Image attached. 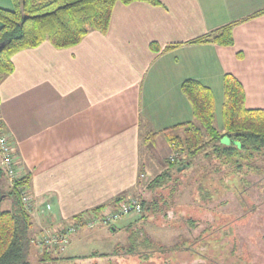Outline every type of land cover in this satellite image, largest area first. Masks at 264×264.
I'll return each mask as SVG.
<instances>
[{"label": "crops", "instance_id": "0c3cea01", "mask_svg": "<svg viewBox=\"0 0 264 264\" xmlns=\"http://www.w3.org/2000/svg\"><path fill=\"white\" fill-rule=\"evenodd\" d=\"M157 1L116 2L105 34L89 32L65 49L43 42L12 56L13 71L0 82V121L18 175L29 176L33 227L57 229L133 196L142 118L156 137L193 120L184 81L209 87L216 102L230 74L243 87L245 107L264 110V0ZM0 9L12 11V0H0ZM226 25L232 45L191 43ZM111 228L76 232L61 258ZM35 253L42 263L47 252L32 245L28 261Z\"/></svg>", "mask_w": 264, "mask_h": 264}, {"label": "rangeland", "instance_id": "374dc122", "mask_svg": "<svg viewBox=\"0 0 264 264\" xmlns=\"http://www.w3.org/2000/svg\"><path fill=\"white\" fill-rule=\"evenodd\" d=\"M221 102L222 98L215 102L218 126L221 125ZM145 125L142 118L143 176L139 177L133 196L154 203L155 208L120 219L115 232L85 238L79 250L68 249L63 258V254L51 255L56 259L40 263V254L35 253L28 263L264 264V158L245 161V167L239 171L234 166L220 165L214 155L201 153L190 159L189 168L176 173V168H170L173 155L166 136L181 135L183 130L157 133L159 136L155 135L152 142L153 137L149 135L156 131L150 133L144 129ZM164 173L167 175L164 184L151 190L150 182ZM0 196H6L0 210L12 211L18 196L4 175L0 177ZM141 214L145 217L141 218ZM129 221L134 225L127 229L124 226ZM208 223L213 227L209 228ZM95 228L99 229L81 230ZM208 228L210 233L205 235L204 230ZM131 232L139 243L130 240Z\"/></svg>", "mask_w": 264, "mask_h": 264}, {"label": "trees", "instance_id": "16d2710c", "mask_svg": "<svg viewBox=\"0 0 264 264\" xmlns=\"http://www.w3.org/2000/svg\"><path fill=\"white\" fill-rule=\"evenodd\" d=\"M135 1L159 5L157 0H12V11L0 9V82L12 73L11 58L17 52L35 48L43 42L50 43L55 49L70 48L77 45L89 32L105 34L114 4H130ZM231 27L232 25L223 26L191 43L230 46L233 42ZM181 92L191 107L193 120L165 130H183L181 135L166 136L173 155V162H169L170 168H176V173L189 168L190 159L201 153L206 156L214 155L220 165L234 166L239 171L245 167V161L264 158V110L245 107L243 87L234 76L226 74L223 77L220 126L215 121V100L209 87L196 80H186L181 85ZM0 127H4L1 121ZM142 172L141 168L139 177L143 176ZM3 175L7 178L0 164V177ZM166 177V173L159 174L148 187H153L151 190L161 187ZM19 186L29 189L28 175L11 184V189L17 196L16 188ZM4 197L6 196H0V204ZM138 201L141 213L143 209L148 211L150 207L155 208L154 203L143 198ZM165 205L168 206L167 201ZM104 208L105 206L99 207L91 212L100 214ZM140 217L145 215L141 214ZM133 225L130 222L126 228L130 229ZM208 225L209 228L213 227L211 223ZM111 227L116 229L114 225ZM31 228V215L24 210L19 197L12 211L0 210V264H29ZM209 228L204 230L205 235H209ZM132 233L128 236L130 240L140 241ZM41 260L54 258L43 253ZM235 263L237 262L233 264Z\"/></svg>", "mask_w": 264, "mask_h": 264}, {"label": "built area", "instance_id": "2783aa9c", "mask_svg": "<svg viewBox=\"0 0 264 264\" xmlns=\"http://www.w3.org/2000/svg\"><path fill=\"white\" fill-rule=\"evenodd\" d=\"M0 164L9 178L11 184H15L21 177L15 168L13 146L6 134L4 127H0ZM16 192L21 205L31 216L36 212L37 205L34 196L26 186H19ZM49 210V205H46ZM141 213V205L134 196L118 198L113 204L105 206L100 214L91 211L83 213L78 220L57 229L53 228H31V243L40 247L41 250L51 255H62L69 243L71 236L81 229L94 227H111L120 219Z\"/></svg>", "mask_w": 264, "mask_h": 264}, {"label": "water", "instance_id": "95a60500", "mask_svg": "<svg viewBox=\"0 0 264 264\" xmlns=\"http://www.w3.org/2000/svg\"><path fill=\"white\" fill-rule=\"evenodd\" d=\"M111 230H113V229L111 228Z\"/></svg>", "mask_w": 264, "mask_h": 264}]
</instances>
